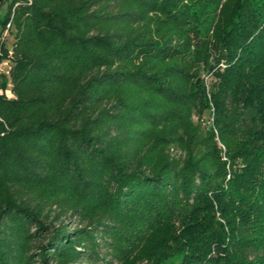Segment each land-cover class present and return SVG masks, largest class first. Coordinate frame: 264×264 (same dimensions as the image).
<instances>
[{
  "label": "trees",
  "instance_id": "obj_1",
  "mask_svg": "<svg viewBox=\"0 0 264 264\" xmlns=\"http://www.w3.org/2000/svg\"><path fill=\"white\" fill-rule=\"evenodd\" d=\"M2 3L0 264H264V0Z\"/></svg>",
  "mask_w": 264,
  "mask_h": 264
},
{
  "label": "rangeland",
  "instance_id": "obj_2",
  "mask_svg": "<svg viewBox=\"0 0 264 264\" xmlns=\"http://www.w3.org/2000/svg\"><path fill=\"white\" fill-rule=\"evenodd\" d=\"M5 6H6V3H2L1 4V6H0V14H3V12L5 10ZM2 39H3V41L5 42V44L7 46H10V44H11V42L13 40L11 34H2V33H0V41ZM10 65H11V63L9 61H3L2 63H0V73H8ZM201 77L204 80L206 89H210V83L213 80L212 75L207 73L205 70H202L201 71ZM205 120L209 121V122L211 121L208 118L207 114L205 115ZM74 224H72V225H74ZM101 253H103V252H101ZM178 261H179V257L174 256V257H172L170 259H167L165 262H162L161 264H177ZM76 264H89V263L83 261V262H79V263H76Z\"/></svg>",
  "mask_w": 264,
  "mask_h": 264
}]
</instances>
